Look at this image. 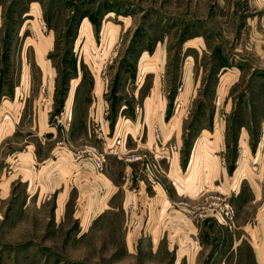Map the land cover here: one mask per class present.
<instances>
[{"label": "rangeland", "instance_id": "rangeland-1", "mask_svg": "<svg viewBox=\"0 0 264 264\" xmlns=\"http://www.w3.org/2000/svg\"><path fill=\"white\" fill-rule=\"evenodd\" d=\"M161 112L181 162L199 161L198 219L219 216L189 253L169 238L153 251L147 221L131 231L122 192L89 216L73 179L103 146L102 119L144 122L145 137ZM7 116L16 134L0 148L17 159L0 165V264H264V0H0V131ZM35 148L44 186L17 167ZM205 155L219 160L213 201Z\"/></svg>", "mask_w": 264, "mask_h": 264}, {"label": "crops", "instance_id": "crops-1", "mask_svg": "<svg viewBox=\"0 0 264 264\" xmlns=\"http://www.w3.org/2000/svg\"><path fill=\"white\" fill-rule=\"evenodd\" d=\"M27 76L29 75L26 74V79L28 80ZM150 109L148 111H151ZM162 115L164 116L163 112H161V117L159 116V120H157L158 123L160 122L159 124L150 120V118L149 121L158 124V127L161 128ZM8 116L6 117L7 121H4L3 129L0 131V146L5 143L7 138L13 136L14 133L16 134L12 119H9ZM147 122V128L149 129L147 135L144 137V122L142 123L143 136L141 137L140 133L142 132H138V125H136V133L125 148L127 152L130 148H137L135 150H139L137 151L138 153L146 154L145 158L130 162L125 159L120 160L114 155H109L104 169L98 171V173L93 161L88 158L81 159L78 161L77 166L75 163L77 161L72 164L73 179L76 181V177H82L86 180V187L84 188L86 191L84 192L85 194L87 193L85 199L87 198L89 201V205H87L89 216L93 213L101 214L102 212L113 210V205L118 200L120 192H122V205L126 211V222L131 226V231H139V229L141 231L145 221H147V226L149 227L152 224L149 235L146 234V231H144V234L154 241L157 249L154 248L153 251L158 252L163 245V241L168 238L176 240L177 243L180 242L178 245L181 250H186L184 253L197 251L208 245V242L204 239L208 234L207 229L218 230L217 218L219 217L217 213L212 214V217L209 214L206 215V220H200L196 214L197 209L201 207L200 205H203V199L200 197L205 193L204 191H199L203 181L200 179L202 177L196 176L190 170L195 169L196 165L193 163H198L199 161L196 160L195 162L191 156L192 158L188 165V156L183 163V161L181 162L183 158L180 152H177L170 160L156 162L150 151L151 145L155 141L150 129L153 123ZM163 128L167 130V123H165ZM111 129H113L112 125ZM5 134L6 136H4ZM168 139L171 140L172 137L170 136ZM174 141L180 145L182 144L178 141L177 136H175ZM43 153L45 155V152ZM0 155L2 156L0 160L1 166L3 163V165L6 164V166L11 167L12 160L14 159L15 161L17 159V157H7L3 147L0 148ZM60 159L63 162L65 161L64 156ZM42 160V155L38 154L35 148V152L31 151L28 155L21 157L17 167L24 172V176L27 179L33 180L37 178V181L44 186ZM205 161L208 164V172L210 174L209 179L206 181L209 186L206 192H210L208 194L209 201H213L214 199H211L217 197L220 188L219 160L210 159L209 156L206 157L205 155ZM29 168L33 170L31 177L28 176ZM82 208H84L83 205Z\"/></svg>", "mask_w": 264, "mask_h": 264}, {"label": "built area", "instance_id": "built-area-1", "mask_svg": "<svg viewBox=\"0 0 264 264\" xmlns=\"http://www.w3.org/2000/svg\"><path fill=\"white\" fill-rule=\"evenodd\" d=\"M140 109V107H139ZM98 124H100L102 131L99 132V137L104 139L103 146H91L88 153L91 155L92 161L98 169H103L107 162V157L109 155H114L120 159H125L127 161H139L145 158L146 154L142 153H130L125 151L126 145L128 143L129 137L134 136L136 133L137 121L126 116H120L117 121L114 134L109 137L110 127L112 125V120L102 119ZM115 125V123H114ZM143 128V125L140 127ZM108 129V130H106ZM135 129V132H134ZM155 134V146L150 151L152 152L156 162L163 160L172 159L173 155L180 152V144L176 141L167 139L160 128H154ZM226 208H231L229 204H226ZM227 214L232 216L234 210H227ZM232 223L230 227L232 228Z\"/></svg>", "mask_w": 264, "mask_h": 264}, {"label": "trees", "instance_id": "trees-1", "mask_svg": "<svg viewBox=\"0 0 264 264\" xmlns=\"http://www.w3.org/2000/svg\"><path fill=\"white\" fill-rule=\"evenodd\" d=\"M112 126H114V124H112Z\"/></svg>", "mask_w": 264, "mask_h": 264}, {"label": "bare ground", "instance_id": "bare-ground-1", "mask_svg": "<svg viewBox=\"0 0 264 264\" xmlns=\"http://www.w3.org/2000/svg\"><path fill=\"white\" fill-rule=\"evenodd\" d=\"M229 209V208H228Z\"/></svg>", "mask_w": 264, "mask_h": 264}]
</instances>
